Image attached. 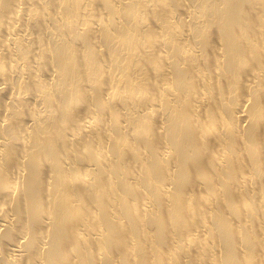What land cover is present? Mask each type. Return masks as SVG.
<instances>
[{
  "label": "bare ground",
  "instance_id": "bare-ground-1",
  "mask_svg": "<svg viewBox=\"0 0 264 264\" xmlns=\"http://www.w3.org/2000/svg\"><path fill=\"white\" fill-rule=\"evenodd\" d=\"M0 264H264V0H0Z\"/></svg>",
  "mask_w": 264,
  "mask_h": 264
}]
</instances>
